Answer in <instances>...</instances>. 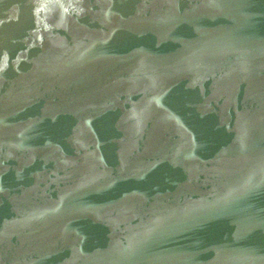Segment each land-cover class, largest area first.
Listing matches in <instances>:
<instances>
[{
	"label": "water",
	"instance_id": "95a60500",
	"mask_svg": "<svg viewBox=\"0 0 264 264\" xmlns=\"http://www.w3.org/2000/svg\"><path fill=\"white\" fill-rule=\"evenodd\" d=\"M0 264H264V0H0Z\"/></svg>",
	"mask_w": 264,
	"mask_h": 264
}]
</instances>
